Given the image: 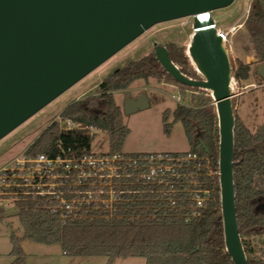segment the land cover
<instances>
[{
    "label": "trees",
    "instance_id": "1",
    "mask_svg": "<svg viewBox=\"0 0 264 264\" xmlns=\"http://www.w3.org/2000/svg\"><path fill=\"white\" fill-rule=\"evenodd\" d=\"M253 57L264 62V7L259 0L251 3L244 22ZM169 59L186 77L202 79L187 63L183 47L167 43ZM237 82L251 75V63L240 60L231 65ZM174 80L158 63L154 51L128 62L109 74L88 95L71 102L59 113L61 120L71 119L84 128L59 129L52 121L26 148L25 154L54 156L60 147L80 156L91 152L96 128L107 140L108 154L128 157L156 155L148 152H122L128 134L121 106L113 92L127 89L136 80ZM192 88V87H190ZM187 105L178 104L173 121H179L188 141L185 152H166L168 157H187L164 162L172 171L142 182L132 179L123 189L112 213L91 204L75 217L62 220L60 213L39 201L17 202L21 236L11 233L14 264H25L20 248L22 240L58 244L65 255L116 258L140 256L145 264H233L223 240L218 185V122L212 99L194 88ZM182 97V96H181ZM234 113V109H233ZM168 111L162 112L164 131L169 132ZM233 178L238 232L248 264H264V125L250 131L234 113ZM202 199L198 205L196 198Z\"/></svg>",
    "mask_w": 264,
    "mask_h": 264
},
{
    "label": "water",
    "instance_id": "2",
    "mask_svg": "<svg viewBox=\"0 0 264 264\" xmlns=\"http://www.w3.org/2000/svg\"><path fill=\"white\" fill-rule=\"evenodd\" d=\"M234 0H0V139L155 24L192 18L187 54L202 79L186 77L153 43L177 82L209 90L218 122V185L224 246L248 264L238 232L233 178L234 113L230 59L211 12ZM254 74L264 79V62ZM149 106L126 97L130 114Z\"/></svg>",
    "mask_w": 264,
    "mask_h": 264
},
{
    "label": "rangeland",
    "instance_id": "3",
    "mask_svg": "<svg viewBox=\"0 0 264 264\" xmlns=\"http://www.w3.org/2000/svg\"><path fill=\"white\" fill-rule=\"evenodd\" d=\"M260 2L264 7V1ZM249 9L248 0H234L228 7L211 12V16L215 20L217 28L223 29L233 24L238 26L230 38V43L225 48L231 65L237 60L251 63L252 73L247 80L237 82L233 87L232 91L237 95L232 98V106L238 120L250 131H253L258 125H264V79L254 74V70L260 63L253 57L244 28ZM191 25V17L153 25L4 135L0 139V169L10 160L19 156L46 126L58 118L63 108L78 98L93 92L99 82L128 62L153 52L154 42L162 46L173 42L183 47L188 66L198 72L196 62L187 55L192 35ZM203 91L209 95L207 90ZM195 92L194 88L179 85L172 80L161 79L160 81L155 78H149L146 82L136 80L127 89L114 91V100L121 106V109L128 96L135 97L145 93L149 99V106L142 110L130 114H125L122 110L123 122L128 128L122 152L181 153L187 151L189 145L183 127L179 121H173L172 113L178 104L187 105L191 93ZM176 97H179V100ZM164 110L168 111L167 121L171 123L168 133L164 131L162 122ZM106 149L105 136L100 133L94 135L91 141V151L98 153L106 151ZM17 210L15 204L0 207V264H14V257L11 254L13 246L11 233L14 232L18 237L22 234ZM20 248L25 264H145L146 262L145 258L140 256L116 258L112 263H109L105 256H69L63 254L58 244L37 243L29 240H22Z\"/></svg>",
    "mask_w": 264,
    "mask_h": 264
},
{
    "label": "built area",
    "instance_id": "4",
    "mask_svg": "<svg viewBox=\"0 0 264 264\" xmlns=\"http://www.w3.org/2000/svg\"><path fill=\"white\" fill-rule=\"evenodd\" d=\"M253 1L248 0V9ZM237 27L233 24L227 28H217L225 47ZM236 84L233 76L231 89ZM176 99L179 100V97ZM54 121L58 122L59 129L84 128L71 119L61 120L59 115ZM88 129L92 137L98 134L96 128L90 126ZM25 150L0 169V207L17 205V202L25 200L39 201L58 211L62 220L75 217L91 204H98L92 207L112 213L122 200L121 195L130 192L122 188L126 183L134 178L142 182L158 178L157 182L161 183L163 176L172 171V166L164 162L190 157L177 155L170 158L164 153L128 157L106 151H91L75 156L61 147L54 156H30L25 154ZM201 201V198H196L198 205H201Z\"/></svg>",
    "mask_w": 264,
    "mask_h": 264
},
{
    "label": "bare ground",
    "instance_id": "5",
    "mask_svg": "<svg viewBox=\"0 0 264 264\" xmlns=\"http://www.w3.org/2000/svg\"><path fill=\"white\" fill-rule=\"evenodd\" d=\"M209 93H210V91L209 90H207Z\"/></svg>",
    "mask_w": 264,
    "mask_h": 264
}]
</instances>
